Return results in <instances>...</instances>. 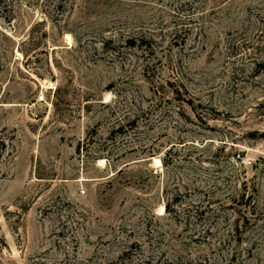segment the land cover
<instances>
[{
    "label": "rangeland",
    "instance_id": "1",
    "mask_svg": "<svg viewBox=\"0 0 264 264\" xmlns=\"http://www.w3.org/2000/svg\"><path fill=\"white\" fill-rule=\"evenodd\" d=\"M0 264H264V0H0Z\"/></svg>",
    "mask_w": 264,
    "mask_h": 264
},
{
    "label": "bare ground",
    "instance_id": "2",
    "mask_svg": "<svg viewBox=\"0 0 264 264\" xmlns=\"http://www.w3.org/2000/svg\"><path fill=\"white\" fill-rule=\"evenodd\" d=\"M158 159V158H157ZM159 161H158V163L160 162V159H158Z\"/></svg>",
    "mask_w": 264,
    "mask_h": 264
},
{
    "label": "built area",
    "instance_id": "3",
    "mask_svg": "<svg viewBox=\"0 0 264 264\" xmlns=\"http://www.w3.org/2000/svg\"><path fill=\"white\" fill-rule=\"evenodd\" d=\"M238 156H240V153H238Z\"/></svg>",
    "mask_w": 264,
    "mask_h": 264
},
{
    "label": "trees",
    "instance_id": "4",
    "mask_svg": "<svg viewBox=\"0 0 264 264\" xmlns=\"http://www.w3.org/2000/svg\"><path fill=\"white\" fill-rule=\"evenodd\" d=\"M191 100V98L189 99V101ZM191 102V101H190Z\"/></svg>",
    "mask_w": 264,
    "mask_h": 264
}]
</instances>
